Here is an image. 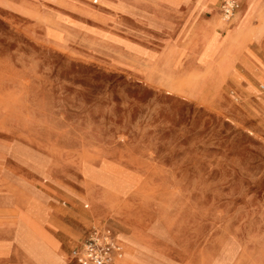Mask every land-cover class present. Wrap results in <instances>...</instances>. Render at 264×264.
Masks as SVG:
<instances>
[{
    "label": "rangeland",
    "instance_id": "374dc122",
    "mask_svg": "<svg viewBox=\"0 0 264 264\" xmlns=\"http://www.w3.org/2000/svg\"><path fill=\"white\" fill-rule=\"evenodd\" d=\"M207 1L0 0V264H77L80 216L125 229L126 264H264V114L246 135L183 96L255 42L226 59L243 1L223 35ZM154 28L198 37L204 68L115 69L95 44Z\"/></svg>",
    "mask_w": 264,
    "mask_h": 264
},
{
    "label": "crops",
    "instance_id": "0c3cea01",
    "mask_svg": "<svg viewBox=\"0 0 264 264\" xmlns=\"http://www.w3.org/2000/svg\"><path fill=\"white\" fill-rule=\"evenodd\" d=\"M80 1L82 2V0ZM91 1L93 4L99 5L98 0ZM221 1H207L204 3V7L209 2L213 3V11L216 10L217 18L220 21L219 27H217L218 34L223 35L231 18L228 21L222 19L219 12V4ZM234 1L237 2L238 6L241 1L243 2L238 15L232 21L225 37L223 50L226 59L231 58L233 53L240 50L248 40L264 42V0ZM82 5L85 4L82 2ZM212 16L213 14L208 16L207 19ZM148 18L149 21L152 19L150 17ZM151 21L149 22L150 25H152ZM201 21L206 20L204 18L198 20L191 28H198V31H201ZM154 29L147 30V32H150L148 34L133 35L128 40L119 37H115L114 39L109 36H101L95 41V44L107 53L109 52L113 56L115 55V63L112 60L107 61L108 65L115 69L124 70L119 67V63L121 64L124 61L123 56H127L129 59L128 67H124L126 70H190L191 72L200 71L204 68V65L198 61L202 49L198 37H190V35L183 34L185 29H181L182 33L174 36L167 35L163 33L164 31L160 34H154L153 32H157L156 28ZM215 40L214 36V44L209 47L207 46V48L215 50ZM255 42L245 43L243 50L232 61L230 70L224 73L222 79L219 81L215 77H209L206 79V82L198 84L197 86L186 84L184 86L185 89L182 88V90L184 89L183 96L185 99L211 111L228 124L237 126L246 135L250 134L247 128L256 132L259 126H262L261 117L264 114V93H253L254 85L258 81L264 80V58L262 57L264 49L257 46ZM167 56L169 57L168 63L170 66H164L163 63V58ZM173 61H176L175 65H172ZM226 65L224 64L225 69L227 67ZM74 191H62V194L73 200H77L79 194L85 198V192L82 186L74 188ZM87 207L88 204H84V208ZM88 209L81 212L85 213ZM89 219L86 222L80 216L74 220L72 228L76 234L80 231L85 232L84 240L93 227L109 228L121 244L123 252V245L117 236L119 230L125 231L121 225L117 222H111L110 218L103 219L96 224H93L94 220L92 218ZM77 264L79 263L77 262Z\"/></svg>",
    "mask_w": 264,
    "mask_h": 264
},
{
    "label": "built area",
    "instance_id": "2783aa9c",
    "mask_svg": "<svg viewBox=\"0 0 264 264\" xmlns=\"http://www.w3.org/2000/svg\"><path fill=\"white\" fill-rule=\"evenodd\" d=\"M237 7L234 0H222L219 5L222 19L228 21ZM73 254L79 264H112L121 256L122 247L109 228L93 227Z\"/></svg>",
    "mask_w": 264,
    "mask_h": 264
},
{
    "label": "bare ground",
    "instance_id": "6f19581e",
    "mask_svg": "<svg viewBox=\"0 0 264 264\" xmlns=\"http://www.w3.org/2000/svg\"><path fill=\"white\" fill-rule=\"evenodd\" d=\"M209 22L211 23V25L212 26H214V25H216V24H218L220 21L218 20V18H217V15L216 14H214L212 17H211V19L209 20ZM98 206V205H97ZM100 208V207H99ZM92 209H94V208H92ZM96 210H97V207H96ZM96 210H93V211H96ZM92 211V210H91ZM97 213H98V211H97ZM94 215H96V213L94 214ZM99 216V215H98ZM125 247H126V249H127V244H125ZM123 254V253H122ZM122 254H121V256H122ZM120 256V257H121ZM119 257V258H120ZM119 258H116L115 260H114V263L113 264H126L123 260L121 261V260H119Z\"/></svg>",
    "mask_w": 264,
    "mask_h": 264
}]
</instances>
